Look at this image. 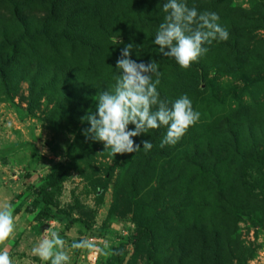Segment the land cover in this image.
I'll return each mask as SVG.
<instances>
[{"label":"rangeland","instance_id":"374dc122","mask_svg":"<svg viewBox=\"0 0 264 264\" xmlns=\"http://www.w3.org/2000/svg\"><path fill=\"white\" fill-rule=\"evenodd\" d=\"M167 2L0 0V209L15 218L0 251L13 264H50L31 248L51 230L70 264H91L70 245L95 227L117 254L94 264H264V0H182L229 33L188 69L153 43ZM128 43L159 65L160 98L187 94L200 118L175 145L160 147L161 126L133 137L150 151L111 156L80 118L114 89ZM120 225L149 236L120 239Z\"/></svg>","mask_w":264,"mask_h":264},{"label":"clouds","instance_id":"9594fccd","mask_svg":"<svg viewBox=\"0 0 264 264\" xmlns=\"http://www.w3.org/2000/svg\"><path fill=\"white\" fill-rule=\"evenodd\" d=\"M163 12L166 16L153 43L159 46L160 54L173 58L182 69H188L206 54L205 44L229 38L228 31L218 23L219 16L214 12L198 13L196 8H189L182 0H168L163 4ZM133 47L134 43H128L121 49L115 65L118 76L114 89L97 92L95 111L89 110L80 118L82 123L87 121L90 125L82 129L86 141L103 143L104 151L111 156L135 153L141 149V144L144 151H150L153 147L150 140H141L137 144L133 137L161 126H166L167 131L160 147L175 145L200 118L187 94L172 102L170 107L160 98L157 90L161 75L159 65L154 60L137 63L131 59ZM129 125H134V129H129ZM14 231L15 218L10 207L0 209V245ZM65 245L66 241L59 232L51 230L31 248V253L41 261H50V264H70L69 249ZM104 248L108 249L110 245L105 243ZM70 249L103 251L92 239L73 241ZM103 254L117 253L103 251ZM0 264H13L7 250L0 251Z\"/></svg>","mask_w":264,"mask_h":264},{"label":"built area","instance_id":"2783aa9c","mask_svg":"<svg viewBox=\"0 0 264 264\" xmlns=\"http://www.w3.org/2000/svg\"><path fill=\"white\" fill-rule=\"evenodd\" d=\"M133 226H122L120 225L117 229L114 230V235L120 239H128L131 238L135 232H134ZM89 239H92L94 243L97 245V248L100 249L103 246V243L106 239V235L102 232V230L99 227H95L90 232ZM99 251H90L87 260L94 264L96 260L98 259Z\"/></svg>","mask_w":264,"mask_h":264},{"label":"trees","instance_id":"16d2710c","mask_svg":"<svg viewBox=\"0 0 264 264\" xmlns=\"http://www.w3.org/2000/svg\"><path fill=\"white\" fill-rule=\"evenodd\" d=\"M100 229L102 230V232L105 234V229L102 227H100ZM139 232H137V233H135L130 239L132 240V239H135L134 237H137V235H138V233L140 234V233H142L145 237H147L148 238V231L146 230V228H143V230H142V228L140 227L139 228V230H138Z\"/></svg>","mask_w":264,"mask_h":264}]
</instances>
